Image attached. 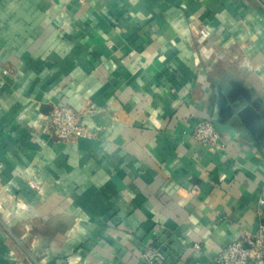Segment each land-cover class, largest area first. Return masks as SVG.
I'll return each mask as SVG.
<instances>
[{
    "label": "crops",
    "instance_id": "1",
    "mask_svg": "<svg viewBox=\"0 0 264 264\" xmlns=\"http://www.w3.org/2000/svg\"><path fill=\"white\" fill-rule=\"evenodd\" d=\"M232 103L245 139L185 133ZM260 199L264 0H0V264H214Z\"/></svg>",
    "mask_w": 264,
    "mask_h": 264
},
{
    "label": "built area",
    "instance_id": "2",
    "mask_svg": "<svg viewBox=\"0 0 264 264\" xmlns=\"http://www.w3.org/2000/svg\"><path fill=\"white\" fill-rule=\"evenodd\" d=\"M94 113H83L70 106L56 105L49 115L50 133L61 140L71 141L80 138H93L96 131L83 120ZM194 141L211 149H223L225 146L223 133L219 132L210 119H201L185 132ZM264 204V199H260ZM200 249L199 244L194 245ZM161 255L155 245H149L142 253V258L154 264ZM214 264H264V227L256 233H245L241 238L229 242L217 255Z\"/></svg>",
    "mask_w": 264,
    "mask_h": 264
},
{
    "label": "water",
    "instance_id": "3",
    "mask_svg": "<svg viewBox=\"0 0 264 264\" xmlns=\"http://www.w3.org/2000/svg\"><path fill=\"white\" fill-rule=\"evenodd\" d=\"M241 106L232 103V106L229 107L228 113L225 116L215 115L212 118L211 121L219 132H229L232 134H238L242 139L246 138L247 132L243 129V125L240 121ZM93 116L94 119H98V121L102 118L101 115L94 114Z\"/></svg>",
    "mask_w": 264,
    "mask_h": 264
}]
</instances>
